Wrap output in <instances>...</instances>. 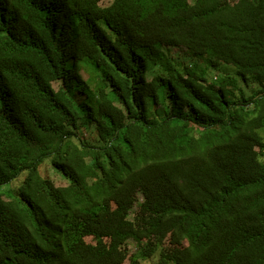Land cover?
<instances>
[{
  "label": "trees",
  "instance_id": "trees-1",
  "mask_svg": "<svg viewBox=\"0 0 264 264\" xmlns=\"http://www.w3.org/2000/svg\"><path fill=\"white\" fill-rule=\"evenodd\" d=\"M129 259L264 264V0H0V264Z\"/></svg>",
  "mask_w": 264,
  "mask_h": 264
},
{
  "label": "rangeland",
  "instance_id": "rangeland-1",
  "mask_svg": "<svg viewBox=\"0 0 264 264\" xmlns=\"http://www.w3.org/2000/svg\"><path fill=\"white\" fill-rule=\"evenodd\" d=\"M173 51H174V53H175L176 55L178 54V55H181L182 57L185 56V51L178 50V49H173ZM186 55H187V56H190L191 54L188 53V54H186ZM185 57H186V56H185ZM187 60H188V58H187ZM197 64H198V66H199V69H198L199 71H201V68H205V67H206V65H205L202 61H199ZM222 71H224V72H228V73H230L232 76H235V70H234V68L231 67V66L223 65V67H222ZM52 175H53V178H54L55 180H59V181H63V182H64V180L62 179V176H61L58 172H56L55 170H53ZM141 201H142V199H141ZM136 210H137V207L133 208V209L130 210L129 212H126V216H127L128 218L132 219V218L134 217L135 213H136ZM117 222H118V220L114 219L113 217H108V218L104 221V223L107 224V225H109V226H112V225L116 224ZM89 240H90V239H89ZM129 249H130V251H131V256H135V255H139V254H140V249H136V247H135L134 244H130ZM125 264H133V263H132L131 260L129 259Z\"/></svg>",
  "mask_w": 264,
  "mask_h": 264
}]
</instances>
